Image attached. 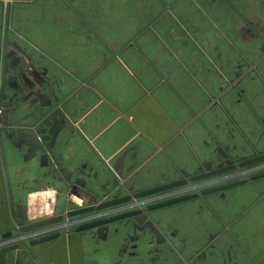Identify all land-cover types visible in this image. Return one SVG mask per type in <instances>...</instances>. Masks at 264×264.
<instances>
[{
  "label": "crops",
  "instance_id": "obj_1",
  "mask_svg": "<svg viewBox=\"0 0 264 264\" xmlns=\"http://www.w3.org/2000/svg\"><path fill=\"white\" fill-rule=\"evenodd\" d=\"M8 1V47L19 40L33 45L34 60L38 56L44 59L37 79H44L47 97L61 105L68 119L52 150L53 156L60 157L61 174L84 165L91 175L86 179L87 187L101 193L100 185L109 181L114 191L117 187L123 195L187 178L212 158L224 162L229 157L240 160L252 153H264V64L253 81L241 83L239 103L236 93L220 90L219 74H228L230 69L228 48L220 41L206 44L203 35L194 41L190 36L195 32L194 24L186 18L167 20L162 15L148 20L146 13L157 12L162 5L150 8L147 0L101 5L99 0H43L36 5L38 12L44 14L46 10L51 21L40 31L27 29L26 33L12 26L16 0H0V55ZM185 8L182 5L174 11L184 17ZM115 13L121 18L116 20ZM14 86L6 88L7 103L12 101ZM33 88L28 81L22 83L26 108H12L14 123L26 121L23 117L34 105V97L28 98ZM217 123L219 129L215 128ZM1 139L14 209L22 216L26 214L20 221L30 223L72 209L63 179L57 181L43 167L31 165L11 134L2 133ZM263 193V183L244 185L228 193L226 207L221 211L218 207L222 219H235L234 235L244 253L241 264H264ZM191 207L188 204L157 212L154 218L159 225L175 219V226L180 227L177 223L182 221L180 228L185 229ZM93 215L67 219L71 225L62 228L61 222L55 226L61 228L48 231L54 226L45 227L34 231L37 235L13 241L23 235L11 217L0 153V249L19 245L0 253V264L149 262L146 250L150 246L136 241L140 236L130 232L132 222L76 233V227L85 222L78 221H89ZM9 231L12 238L2 240ZM52 234L59 236L29 245ZM158 249L155 264L169 263V250L163 246Z\"/></svg>",
  "mask_w": 264,
  "mask_h": 264
},
{
  "label": "flooded vegetation",
  "instance_id": "obj_2",
  "mask_svg": "<svg viewBox=\"0 0 264 264\" xmlns=\"http://www.w3.org/2000/svg\"><path fill=\"white\" fill-rule=\"evenodd\" d=\"M159 1L165 11L172 13V17L175 20H184L186 18L194 24L192 27L195 32L190 35L194 41H198L197 37L203 35L205 36L204 42L206 44H215L220 41L228 48V53L230 54L228 55V67L230 69L228 74H219V78L222 81L220 90L225 93L231 91L236 93L240 103L243 96V91L240 89L241 83L246 79L253 81L254 75H257L256 73L260 66L264 64V0H186L185 3L178 2L172 5H168L164 0ZM182 5H186L185 9L187 10L184 17H181L176 12L178 7ZM174 9L176 10L174 11ZM203 30L205 31L200 34ZM17 90L19 94L17 97L19 99L17 100H24L25 95L23 94L22 86L17 85ZM43 101L44 106L52 103L55 108H60V112L62 111V108L56 102H51L49 98L45 97ZM39 104L41 103L36 100L30 110L25 113L23 117L26 120L25 122L14 123L13 121L11 126V132L12 134L14 133L12 137L14 144L19 148L20 152H24V158L31 161V165L39 169L43 167L46 170V174L53 176L57 181L65 180V178L72 182L83 181L84 188L90 190L88 198L91 199L95 196L97 203L113 199L115 195L113 192L119 193L117 197L130 194L122 195L121 189L115 188V191L110 189L109 181H105L100 185L99 190L101 193L96 192L94 188L87 187L86 179L91 178V175L85 172L84 168L86 166L84 165H79L67 175L61 174L58 170L60 157L53 156L51 150V144L57 142V136L54 139L50 136L49 139L44 140L49 130V126L45 122L46 116L34 115L39 108ZM45 109L47 107H43V112ZM227 118H229L228 115ZM215 128H220L218 123ZM218 151H216L217 154ZM262 154L264 153H252L240 160L229 157L228 161L224 162L222 158H212L205 161L200 167V171L196 174L210 172L226 165L237 164L240 161ZM261 171H264V164L238 169L237 172L204 180L200 183L188 182L181 188L140 200L142 202L146 201L144 203L132 201L131 204H142L108 215L122 213L132 208L142 211L139 216L118 223L129 225L132 222L130 232L140 236L136 241L140 240L145 243L144 245L141 243L143 247H151L146 250L148 255H150L149 262L146 260V264H155L158 261L159 246L169 250L172 256V260L166 264H241V258L244 253L240 241L234 235L233 225L235 219L233 222H227L222 219L219 213L228 205L229 201L226 199L229 192L244 185L251 186L256 183H264V179L247 182L244 185L209 195H201L200 192L223 186L233 181L246 179L249 175ZM236 173L244 174L233 177ZM226 177L229 178L226 179ZM193 194L197 196L191 200L154 211H146V207L149 205ZM188 204L192 205V211L189 213L191 218L187 225L185 224V229L180 228L183 224L182 221L177 223L180 227L175 226V219L166 220V222L159 225V222L154 218L157 212ZM127 205L129 204H122L121 207L125 208ZM218 207H220V211ZM248 209L249 207L244 210L243 214ZM70 210L75 211L76 209L72 206ZM204 212H206V216H204Z\"/></svg>",
  "mask_w": 264,
  "mask_h": 264
},
{
  "label": "water",
  "instance_id": "obj_3",
  "mask_svg": "<svg viewBox=\"0 0 264 264\" xmlns=\"http://www.w3.org/2000/svg\"><path fill=\"white\" fill-rule=\"evenodd\" d=\"M10 13H11V3L8 1L5 6H4V24H3V38H2V44H1V55H0V153L2 157V165L4 169V174L6 178V185H7V192H8V201H9V208H10V213L12 220L14 222V225L17 228V232L23 236L16 237L13 241L25 239L32 237L34 235H37V230H41L42 228L49 227V226H54L52 229H48V231H52L58 228H63L66 227L67 225H71L72 223H66L67 219L83 216V215H88V214H94L93 217H90L86 221L84 219H80L78 221L83 223H80L76 229V233H81L84 231H99L101 229L107 228L110 225H114L118 222L131 219L133 217H137L140 214H142L141 210L132 208L127 211H123L122 213H117L114 215H109L108 217H103L107 216L108 214H112L113 212H118L120 210L130 208V207H136L144 202L140 201L142 199L148 198L150 196H153L155 194L167 192L170 190H174L177 188H181L185 186L188 182L191 183H200L204 180H208L211 178H217L221 176H226L227 174H230L231 172H237L238 169H243V168H248L260 164H264V154L258 155L256 157H252L243 161L238 162L237 164H232V165H226L224 167L215 169L210 172L206 173H200V174H195L191 175L187 178H181L163 185H159L157 187H152L149 189H138L126 196L122 197H117L119 193H116L114 195V198L105 201V202H99L97 203V199L95 196H93L91 199L88 198L89 196V189L84 188V183L81 180L77 181H70L69 179L65 178L63 183L65 184L66 188V196L68 197L67 199L69 200L68 203H70L73 207H75V211H71L70 209H64L61 213H58L57 215H54L52 217H48L45 219H40L36 221H32L30 223H23L20 221L21 218H26V214L22 216L21 211H16L14 209L13 205V200H12V193H11V187H10V181L8 177V170L4 158V151H3V142H2V133L4 136V133L11 134L12 137L14 136L11 131V126H12V108L15 104H20L19 102H24L26 99L20 101L17 100L19 96L18 90H17V85L22 86V83L29 82L31 83L34 88H33V93L32 96L35 98V93L36 92H45L46 93V88L44 84V79H39V80H34L33 77V69H34V64L35 60L33 58V62L29 63L26 60H21L20 64L16 66H12L13 72L17 71L19 75H16L15 73H8V68H10V64L13 61L12 57L8 56V31H9V21H10ZM36 55V54H35ZM26 72L25 76L23 73ZM10 85H16L15 91L17 93V96L12 97V101L10 103H7L4 101L5 95L7 94L6 88L7 86ZM44 87V88H43ZM44 89V90H43ZM35 92V93H34ZM47 97V95H41L37 98V100L41 103L39 104L38 110L35 112V116H46L45 122L47 126H49L48 134L45 137L44 140H47L52 136V139H54L56 136L60 134V132L65 128V125L68 123V119L66 118V115L61 111L60 108H55V106L52 105V103H48L47 105H43L44 99ZM26 98V97H25ZM48 98V97H47ZM50 99V98H49ZM56 104L61 107L57 102ZM43 107H47V109L44 110L43 112ZM55 108V109H53ZM43 112V113H42ZM54 121V122H53ZM57 142L55 144H51V150H53L56 146ZM58 165V164H57ZM55 168V165H54ZM59 170V169H58ZM243 175L244 173H236L233 175V177ZM232 177V178H233ZM229 177H226L228 179ZM264 179V171H261L259 173H255L252 175H249L248 178L242 179V180H237L233 181L231 183L225 184L223 186L215 187L212 189L204 190L201 191V195H209L213 193H217L223 190L231 189L237 186H241L246 184L247 182H254L258 180ZM77 183V184H76ZM113 187H110V189H113ZM117 188V187H115ZM76 197V199L74 197ZM197 195L193 194L190 196H183L180 198H175L172 200L160 202L157 204H152L146 207V211H154L157 209H161L167 206H171L174 204H178L187 200H191L195 198ZM78 197V198H77ZM101 200V198H100ZM99 200V201H100ZM132 201L135 202H142V203H134L131 204ZM129 204L125 208L121 207L122 204ZM92 219V220H90ZM64 222V224L61 227H55L58 224ZM33 232V233H32ZM59 234H52L49 236L41 237L39 239H35L33 241L29 242V245H36V244H41L45 242H49L52 240H55L58 238ZM12 238V232H6L1 236L2 240H6ZM2 244H0L1 246ZM19 247L17 243H14L13 245H10L8 247H3L0 249V253L8 252L11 250H15Z\"/></svg>",
  "mask_w": 264,
  "mask_h": 264
},
{
  "label": "rangeland",
  "instance_id": "obj_4",
  "mask_svg": "<svg viewBox=\"0 0 264 264\" xmlns=\"http://www.w3.org/2000/svg\"><path fill=\"white\" fill-rule=\"evenodd\" d=\"M31 1L32 0H16L14 10L12 13V26L14 28L18 29V31L20 30L23 33H26L27 29L28 30L36 29L37 31H40L43 28V26H47L48 20L51 21L50 18L46 14V10H44V14L42 12H38V8L36 5L41 4L43 2V0H36L34 4L26 3V2H31ZM123 1L124 0H99V5L108 4V3L113 4L115 2H121V4H122ZM130 1L132 4L136 2V0H130ZM164 1L168 5H172V4L178 3V2H184V3L186 2V0H164ZM146 2L148 5H150V8H152L153 5H155V4H161L160 1H158V0H147ZM158 10L159 11H157V12H155L154 10L148 11L146 13L147 19L149 20V19L159 18V17H162V15H165L164 17L167 20H170L172 18V16H171L172 13H170L169 11H165L163 9V7H161V9L158 8ZM110 14L111 13L109 12L108 13L109 19H111ZM115 14H116L115 15L116 20L121 18V17L117 16V13H115ZM8 56L13 58V61L10 64V68H8V73H15L16 75H19L17 71L13 72L12 66H16V65L20 64L22 59L28 61L29 63H32L33 62L32 60L34 58V47L31 43H28V42H25L22 40H19L18 42L14 41V43H12V45H10L8 47ZM42 60H44V59L41 56H38V58L34 64L33 77L32 78H34V80H36V81L39 80V79H37V74H41L43 71L42 70L43 65L40 63V61H42ZM23 74L25 76H27L26 72ZM35 75H36V77H35ZM41 79H42V77H41ZM30 94H29L28 98L32 97V95H30ZM41 95H47V93L36 92L35 93L36 97L34 98L35 99L34 103L36 102L37 98ZM14 96H17L16 91L12 92V97H14ZM55 98L58 100L57 96H55ZM13 108L14 109L19 108L22 110L23 108H26V102L24 101L20 104H15L13 106Z\"/></svg>",
  "mask_w": 264,
  "mask_h": 264
}]
</instances>
